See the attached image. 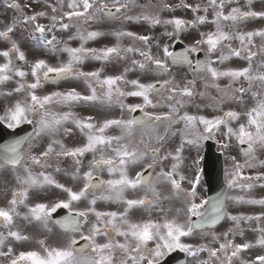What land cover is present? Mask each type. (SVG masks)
<instances>
[{
  "label": "snow or ice",
  "instance_id": "snow-or-ice-1",
  "mask_svg": "<svg viewBox=\"0 0 264 264\" xmlns=\"http://www.w3.org/2000/svg\"><path fill=\"white\" fill-rule=\"evenodd\" d=\"M39 2L41 0H29L22 5L18 0H0V5L17 13L0 30V40L9 44L5 50H0V57L4 59L0 63V86L18 78L11 90L0 91L4 102L0 123L10 129L33 125L27 137L15 140L0 155V170L11 168L19 185L12 191L7 206L0 207V227L7 229L6 234L0 231V258L7 264H161L164 256L179 250L192 258V264H264V211L245 215L227 210L229 202L264 208V197L246 195L257 186L264 188V172L245 175V169L264 168V159L258 155L264 153V60L253 67L258 53L264 56V29L245 31L240 28L249 20L264 19V10H253L252 0H246L247 10L232 6L239 4V0H206L203 4L180 0L178 5L168 0L155 3L149 0L148 5L139 4L138 0H111L110 3L109 0H55V3L43 0L50 12L29 13L32 4ZM178 7L191 10L193 19L161 16L162 12H174ZM136 8L140 11L133 13ZM41 19H47L48 23H41ZM109 19L147 24L152 28L162 26L164 31L160 37H155L129 30L111 33L92 30V25ZM207 24L213 25L214 30L200 31L199 38L181 53L170 51L169 44L161 42L163 38L179 41L189 29L198 30ZM21 26L25 39L57 58L66 53L67 60H58L56 65L45 59L29 62L20 43L12 39V34ZM57 32L70 33L68 41L78 40L79 46H69L67 41L58 38ZM106 35L115 36L117 43L102 48L86 47L89 41ZM124 37L138 42L141 47L122 46L119 41ZM256 37L261 38L262 43L253 51ZM233 41H238L239 46L234 47ZM200 52L205 58L195 60L194 78L178 79L173 68L193 67L191 54ZM233 57L246 60L247 66H219ZM90 60L102 64L113 60L130 63L120 74L111 75L105 74L104 67L85 71L83 65ZM16 61L26 65L27 70ZM130 72L139 74L137 78L128 79ZM197 79L204 81L203 91H197ZM222 79L228 81L225 87L220 85ZM69 80L82 81L89 94L75 87L44 92L46 84ZM209 89H215L217 95H211ZM247 97L252 101L251 106H247ZM128 98H139L141 102L126 103ZM198 98L208 103H197ZM97 102L106 107L118 106L121 116L97 123L93 116H80L72 110L76 105ZM225 103L238 104L241 110H224ZM189 107H195L197 112L190 113ZM202 107L222 114L209 118L200 114ZM57 108L68 110L58 111ZM149 108L167 110L157 114L148 111ZM137 111L143 116L131 115ZM69 124L84 138V143L69 146L64 142L63 137L73 134ZM113 128L119 130L118 135L106 134ZM137 128L148 131L133 142ZM176 137L180 142L171 147ZM205 140H217L225 152L233 142L246 146L240 149V160L226 155L231 167H226L224 173L227 189H239L245 195L224 192L213 202L211 213L203 210L207 200L197 202L198 161L193 158L189 169L183 156L187 146L199 149ZM88 154L92 159L84 170V158ZM68 159L74 165L71 179L82 183L79 188L60 183L46 171L54 168L60 173V162ZM135 167L140 170L130 176L129 169ZM105 169L109 178L100 179L98 174ZM189 171L191 175L187 174ZM163 185L168 187L169 195H162L160 186ZM50 188L59 190L55 199L34 205L27 203L30 194L40 197ZM128 192L143 194L129 198ZM97 201L120 205L122 210L99 211ZM163 201H176L179 206L164 207ZM79 203H84L85 207L75 208ZM21 205L27 209L23 219L30 224L37 223L49 232L53 226H59L65 234L63 244L53 246L39 239L38 250L16 254L13 243L31 239L15 226ZM58 209H67L69 215L54 220L53 214ZM133 212L145 213L147 218L132 220ZM153 212L160 213L159 219L153 218ZM90 217L94 220L90 221ZM225 221L231 222V226L217 232V225ZM250 222L257 225L247 229L255 234L253 240L245 239L246 229L242 227V223ZM85 225H88L87 234L83 231ZM77 235L80 240L89 242L85 247L91 248V256L84 255V248L75 247ZM98 237H103L104 242H98ZM237 238L243 242H237ZM254 249H259L260 253L254 259H246L244 254Z\"/></svg>",
  "mask_w": 264,
  "mask_h": 264
},
{
  "label": "flooded vegetation",
  "instance_id": "flooded-vegetation-1",
  "mask_svg": "<svg viewBox=\"0 0 264 264\" xmlns=\"http://www.w3.org/2000/svg\"><path fill=\"white\" fill-rule=\"evenodd\" d=\"M18 2H20L23 5L24 3H28L29 0H18ZM50 2L55 3V0H50ZM110 2H111V0H109V3ZM155 2H156V0H152V3H155ZM186 2L191 3V4L199 2V3L203 4V3H206V0H186ZM138 3L142 4V5H148L149 0H138ZM168 3H170L172 5H178L180 3V0H168ZM32 5H34L36 11L47 10L50 12V9L46 8V5L44 4L43 0H41V2H39V3H33ZM232 6H239L242 9L247 10L246 9V0H239V4L232 5ZM251 6H252L253 10H257V11L264 10V3H261V0H252ZM148 10H151V9L149 8ZM139 11H140L139 8L133 9V13L139 12ZM130 14H132V13H130ZM200 14H203V13H200ZM16 15H17V13L14 9H8V8L0 5V30H3L11 22L12 18L15 17ZM161 16L163 18H170L172 16H176V17H180V18H183L186 20L193 19V13L191 12V10L184 9L182 7L176 8V10L174 12L164 11L161 13ZM209 19H211V12L209 13ZM40 22L41 23L48 22V20L47 19H41ZM22 27L23 26H21V28H18L17 31L12 34V39L17 40L19 43H20L19 40H21L23 42H26V40H27L21 35ZM91 28H92V30H99L102 32H107V33H111V32L116 31V30H129V31L136 32L137 34H140V35H151V36H155V37H160L161 33L164 31V28L162 26H156V27L152 28L147 24H132V23H128V22H120V21H115V20H111V19L102 21L99 24L92 25ZM240 28L242 30H245V31L264 29V19L249 20L246 23L241 24ZM168 30L169 31L171 30V26H169ZM212 30H214L213 25H211V24L202 25L199 27L198 30L197 29H189L186 33H183L181 36V40H179V41H168L166 38H163L161 40V42L162 43H168L170 46V51H173L175 53H181L184 51L186 46L193 43L194 39L199 38V32L200 31L207 32V31H212ZM74 31H75V29H72V32H74ZM56 35L62 41H67V43L71 47H78L79 46L80 42L78 40L68 41V36L70 35V33L57 32ZM119 42L124 47L131 46L133 44H135V46H137V47H141V45L138 42H135L132 39L127 38V37L121 38V40ZM4 43H5V48H7L9 46V44L5 41H4ZM116 43H117V39L115 36L106 35V36L98 38L95 41H89L86 44V47L102 48L104 46H113ZM254 43L256 45V48H254L253 51H257L260 44L262 43L261 38H259V37L254 38ZM31 46L39 48V47L35 46L34 44H32ZM233 46L238 47L239 46L238 41H233ZM21 48H22V46H21ZM136 58L139 59L138 56ZM204 58H205V55L203 52L191 54V59L193 60V67H188L187 65L175 66L173 68V71L175 73H178V79H180V78L193 79L195 76V69H194L195 60H197V59L203 60ZM57 59L62 60V61H66L67 60V54L62 53L59 55V58H57ZM260 60H264V56H262L258 53V55L253 59V67L254 68L259 63ZM128 63H130V61L113 60L110 63L102 64V62L90 60V61H87L83 65V69L85 71H88V70H93L95 68L104 67L105 74L116 75V74H120L123 71L124 66ZM219 66L222 68L223 67L241 68V67L247 66V61L233 57L230 61L225 62L224 65H219ZM138 74L139 73H137V72H130V73H128L127 78L128 79L137 78ZM227 83H228L227 79H222L220 81L221 87H225L227 85ZM244 86L246 87L247 85L245 84ZM71 87H75L78 91H80L84 94H89L85 84L82 81H71V80L61 81L59 84H46L44 87V92H50L53 90H62L63 91V90H67ZM196 89L198 92L203 91L204 90V81L197 79ZM209 92L213 96L217 95L215 89H209ZM246 99L248 101L247 106H251L252 101H251L250 97H247ZM137 102H141L139 98H128V100L126 101V103H137ZM197 103H200L203 105V104L208 103V101L207 100L201 101L198 98ZM222 107L224 110H228L230 108L237 110V111L241 110L240 105L235 104V103H225ZM3 108H4V102H3V99H1V101H0V114H3ZM56 110L67 111L68 109L67 108H57ZM72 110L75 111L80 116H88V115L93 116L97 123H102L103 120L106 118H119L121 116V110L119 109L118 106L114 105L112 107H106L105 105L98 103V102L97 103H88V104L76 105L73 107ZM166 110H167L166 108H157V109L149 108L148 109V111L154 112L157 114L163 113ZM187 111H189L190 113H195V112H197V109L195 107H189L187 109ZM200 114L206 115L209 118H211L213 115H218V114H222V113L216 112L212 108L202 107V109L200 110ZM131 115L136 116V117H142L143 113L137 111L136 113H133ZM2 125L4 127V128H2L4 149L6 146L12 144L15 140H17L19 136L25 135V132L23 130H15L16 128L10 129L4 123H2ZM21 126H26L28 128V130L32 132L33 125L23 124ZM68 127L73 128V134L70 137H63L64 142L69 146H76V145L84 143V138L75 129V127L71 124H69ZM162 130L163 129L161 128V131ZM147 131H148L147 129L137 128L135 130V133L133 136V142H137L139 140L140 136ZM106 134L118 135L119 130L115 129V128L109 129V130H107ZM218 138L221 139L220 137H218ZM205 141L201 142V146L199 147V149L194 147V149L197 152V156L195 159L198 161L199 170H200V184L198 185L199 198H198L197 202H199V199H203V200L207 199V188L204 184V177H203V175H201L202 155H203V152L205 151V149L207 147V146H205ZM211 141H217V140H211ZM179 142H180L179 137L174 138V140L171 144V147H175L176 145L179 144ZM211 147L215 150V152L220 154L219 159L221 160V165H222V185L224 188V192H228L229 195H236V194L245 195V193L241 192L239 189L234 190V191L227 189L224 173H225L226 167H229V168L231 167V162L229 160H226V158H225L226 155L236 156L237 160H240L241 159L240 149L242 147H246V146L237 145L235 142H233L232 147L227 152H225V150L222 149L221 143H218L217 145H214ZM38 152H39V149L36 150V154H38ZM185 152H186V148H185V151L183 153V156L185 157V160H186L187 156L185 155ZM258 155H259L260 159H264V153H258ZM91 159H92L91 154H88L84 158V165H85L84 170H86L88 161H90ZM189 163H190V161L187 162V160H186V164H187L188 168L191 169L192 166L190 167ZM59 166L62 169V171L60 173L55 172L54 168L46 169V171L51 173L57 181H59L60 183H64L66 186H72L75 188H79L80 186H82L81 182L73 181L71 179L70 173H71L74 165L72 164V161L70 159L61 161ZM139 170H140L139 167L130 168L129 169V175L130 176L134 175L135 171H139ZM158 170L159 169H157V171ZM34 171L38 172V171H40V169L34 168ZM257 172H264V168L245 169V175H254ZM0 173L2 174V177H0V190H2L1 192L3 194L2 200L0 201V207H6L7 201L9 199H11L12 191L14 189L18 188L19 185L17 184V182L14 178V173H13V170L11 168H5L2 171H0ZM215 173H217V171ZM187 174L191 175V171H189ZM98 175H99L100 179H108L109 178L106 169L102 173H99ZM164 186H166V185L160 186V189L163 188ZM184 186L187 187L186 182H185ZM58 191L59 190H55V189L50 188L45 194H43L40 197H37L35 195L30 194V198L27 201V203L29 205H34V203H36V202H46L49 200H53L56 198V193ZM215 192H216L215 193L216 197L220 196L221 191L219 188H216ZM142 194H143L142 192H136V193L128 192L126 195L129 198H136ZM246 195L251 196L253 198H257V199L262 198V197H264V188L257 186L253 190H251V192L247 193ZM97 202H99V201H97ZM177 206H179L178 202H177ZM74 207L79 208V209H83L85 207V204L84 203L75 204ZM97 210L103 211L100 208H97ZM119 210H122V208H119ZM227 210L232 214L243 213L245 215H257L261 211H264V208H261V206H259V205L232 204L231 202H229L227 205ZM18 211L20 212L21 215H20V217L16 218L15 226L18 230L21 231L22 234L28 235L31 239L27 242H14L13 247H14V251L16 254H18L20 251L38 250L39 245H38L37 241L39 239H44V240H46V242L49 245H53V246H58V245L63 244V242L65 240V234L63 233V230L59 228V226H53V230L51 232H49L46 229H44L42 226H40L39 224H37V223H31L30 224L28 221L23 219V216L27 213V209L24 206L21 205L18 208ZM155 213H158V212H153L152 215ZM143 216H144V214L141 212H133L131 214L130 218L132 220H139L138 218L143 217ZM89 219H90V221L94 220V217H90ZM230 226H231V222H227V221L221 222V224L217 225L215 230L217 232H221L223 230H226ZM256 226L257 225L255 224V222L242 223V227H244L246 229L245 239H247V240H253L254 239L255 234L252 233L251 231H247V229L249 227H256ZM0 231L5 232V234H6L7 229L0 227ZM83 231L85 232V234H87L88 225H85L83 227ZM76 239H77L78 243L76 244L75 247L77 249L84 248V255L85 256H91L92 255L91 248L85 247V245L88 244L89 242L84 241V240H80L79 235L76 236ZM97 240H98V242H104L103 237H98ZM192 242L197 243V242H203V241H192ZM237 242H243V241L240 238H237ZM176 251L180 254L179 250H176ZM259 253H260L259 249H254V250H251V252H249V253H245L244 257L246 259H254L255 255H257ZM169 254L170 253H168L166 256H164L162 258V260H164ZM181 254H183V256L182 255H179V256H182L184 258L183 264H192V258L191 257L187 256L183 252H181ZM0 264H7V261H5L3 258H0Z\"/></svg>",
  "mask_w": 264,
  "mask_h": 264
},
{
  "label": "rangeland",
  "instance_id": "rangeland-1",
  "mask_svg": "<svg viewBox=\"0 0 264 264\" xmlns=\"http://www.w3.org/2000/svg\"><path fill=\"white\" fill-rule=\"evenodd\" d=\"M43 23L47 24L48 22H43ZM19 41H20V44L22 46V50H24L26 52V56H27L29 62H33L36 59H45L48 63H50L52 65H56L58 63V60L59 59H57L56 56L48 55L42 49H33V48L31 49L30 48V46H31L30 44H28L26 42H23L21 40H19ZM2 62H3V60L0 58V63H2ZM22 67H24L25 70H27V66L26 65H22ZM11 82L12 81L8 82L7 84H10ZM0 88H2V86H0ZM1 99H2V97H0V101H1ZM186 150H188L190 152H193V147L192 146H187L186 147ZM192 160L193 159H191L190 160V163H189L190 167L192 166ZM0 171H2V170H0ZM0 177H2V174L1 173H0ZM1 191L2 190H0V201L2 200V196H3V194H2ZM161 192H162V195H169L170 194L167 186H164L163 188H161ZM163 205H164V207H169V206H171V207H177V202L176 201H172L170 203L169 201H163Z\"/></svg>",
  "mask_w": 264,
  "mask_h": 264
}]
</instances>
